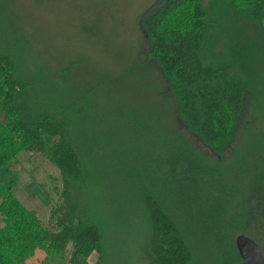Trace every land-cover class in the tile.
<instances>
[{"label": "trees", "instance_id": "16d2710c", "mask_svg": "<svg viewBox=\"0 0 264 264\" xmlns=\"http://www.w3.org/2000/svg\"><path fill=\"white\" fill-rule=\"evenodd\" d=\"M224 18L233 23L225 24ZM241 20L247 26H239ZM141 24L152 57L173 84L180 117L191 134L212 150L220 153L230 143L246 90L252 82L260 86L256 91L261 127L252 136L256 143L249 145V154H256L253 161L259 167L256 188L237 213L233 197L238 191L230 187L228 192L220 177L232 160L213 165L186 143L165 134L167 144L161 156L149 155L127 165L147 185L140 184L143 194L136 213L141 221L135 223L139 229L124 238L127 251L118 264H240L235 247L238 234L254 239L264 256V0H210L209 11L204 0H160L145 13ZM240 37L242 42H238ZM220 42L224 54L203 60V44ZM234 43L254 44L247 45L240 57ZM257 53L260 59L254 60ZM30 84L16 75L13 58L0 51V169L9 170L23 150L42 154L60 171L61 201L50 210L48 226H44L37 213L13 194L11 172L7 185L0 177V264H28L36 249L45 252L40 264H53L66 256L75 263L86 246L99 255L102 264H115L108 260L110 250L105 248L102 227L83 217L72 197L90 158L69 137L66 114L53 108L50 114L49 110L37 112L32 120L26 116L17 97ZM59 113L62 118L55 116ZM193 180L208 182V193L198 186L187 188ZM206 201L205 209L193 206ZM175 209L181 211L180 221Z\"/></svg>", "mask_w": 264, "mask_h": 264}, {"label": "rangeland", "instance_id": "374dc122", "mask_svg": "<svg viewBox=\"0 0 264 264\" xmlns=\"http://www.w3.org/2000/svg\"><path fill=\"white\" fill-rule=\"evenodd\" d=\"M204 2L209 11L210 0ZM157 3L0 0V51L13 58L16 75L31 83L17 99L22 101L30 120L41 110L52 113L53 108L70 118L69 137L91 161L84 179L74 185L72 197L82 216L102 227L105 248L110 250L108 260L115 264L127 251L122 244L124 238L130 233L134 236L139 229L135 223L141 220L136 211L141 189L147 185L127 165L138 164L140 158L148 159L149 155L161 156L167 134V138L186 143L213 165L232 160L220 177L228 192L230 187L238 191L233 198L239 208L246 205L256 188L259 163L254 162L255 153L249 154V145L256 143L252 136L261 127L256 91L260 86L249 84L234 135L222 152L212 150L191 134L177 111L173 84L152 57L141 24L145 13ZM224 22L233 23L227 18ZM244 22L241 20L239 26H247ZM234 44L240 57H244L245 47L254 43ZM201 50L202 59L209 62L224 54L225 48L223 42L204 43ZM255 59H260V53ZM63 114L55 116L62 118ZM10 172L15 179L13 194L48 226L50 210L61 201L62 177L57 166L38 152L23 150L11 161L9 170L0 169L5 185ZM187 185L198 186L206 194L210 188L202 180ZM208 205L209 201L193 203L196 210ZM239 208L235 212H242ZM174 215L179 221L183 219L181 211L175 209ZM90 251L86 246L79 260Z\"/></svg>", "mask_w": 264, "mask_h": 264}, {"label": "water", "instance_id": "95a60500", "mask_svg": "<svg viewBox=\"0 0 264 264\" xmlns=\"http://www.w3.org/2000/svg\"><path fill=\"white\" fill-rule=\"evenodd\" d=\"M157 2L160 3V0ZM235 247L240 257V264H264L262 250L254 239L238 234L235 237Z\"/></svg>", "mask_w": 264, "mask_h": 264}, {"label": "crops", "instance_id": "0c3cea01", "mask_svg": "<svg viewBox=\"0 0 264 264\" xmlns=\"http://www.w3.org/2000/svg\"><path fill=\"white\" fill-rule=\"evenodd\" d=\"M45 258V252L42 249H36L34 254L27 260L28 264H40V262ZM99 255L91 250L87 257L82 261L77 260L75 263H71L68 260V256L64 258L55 259L53 264H98L99 263Z\"/></svg>", "mask_w": 264, "mask_h": 264}]
</instances>
